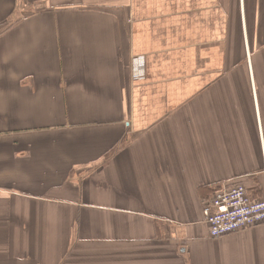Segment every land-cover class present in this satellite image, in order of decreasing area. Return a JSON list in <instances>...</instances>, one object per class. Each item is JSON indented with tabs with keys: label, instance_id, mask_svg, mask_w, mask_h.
Instances as JSON below:
<instances>
[{
	"label": "crops",
	"instance_id": "obj_1",
	"mask_svg": "<svg viewBox=\"0 0 264 264\" xmlns=\"http://www.w3.org/2000/svg\"><path fill=\"white\" fill-rule=\"evenodd\" d=\"M264 0H0V264H264Z\"/></svg>",
	"mask_w": 264,
	"mask_h": 264
},
{
	"label": "built area",
	"instance_id": "obj_2",
	"mask_svg": "<svg viewBox=\"0 0 264 264\" xmlns=\"http://www.w3.org/2000/svg\"><path fill=\"white\" fill-rule=\"evenodd\" d=\"M212 239H219L264 223V199L253 201L247 188L237 184L217 192L203 207Z\"/></svg>",
	"mask_w": 264,
	"mask_h": 264
}]
</instances>
